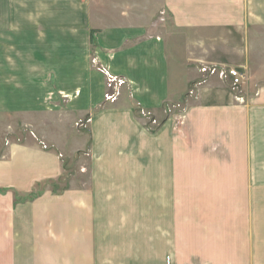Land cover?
<instances>
[{
	"label": "crops",
	"instance_id": "1",
	"mask_svg": "<svg viewBox=\"0 0 264 264\" xmlns=\"http://www.w3.org/2000/svg\"><path fill=\"white\" fill-rule=\"evenodd\" d=\"M94 28L105 59L112 50L122 61L118 72L163 75L146 87L152 103L219 66L244 69L248 81L218 96L222 82L205 84L176 131L174 118L143 129L130 102L104 107L76 151L90 155L86 180L60 192L39 190L63 175L60 153L10 141L0 264H264V0H0V42L69 35L87 59Z\"/></svg>",
	"mask_w": 264,
	"mask_h": 264
},
{
	"label": "rangeland",
	"instance_id": "2",
	"mask_svg": "<svg viewBox=\"0 0 264 264\" xmlns=\"http://www.w3.org/2000/svg\"><path fill=\"white\" fill-rule=\"evenodd\" d=\"M98 32L99 29L94 28V39L89 48L91 55L87 59L82 58L83 50L77 44L68 41L69 35L58 42L53 33H46L44 37L35 32L15 33L9 41L0 42V157L10 141H36L45 148L58 151L62 160L61 178L43 182L39 190L48 187L60 192L72 181L86 180L90 155L88 150L78 154L76 151L89 146L87 132L92 117L104 107L130 102L143 129L155 132L166 119L174 118L176 131L182 126L181 117L190 100L201 98L205 84L217 86L222 82L223 87H215L214 96H218L219 91V94L224 91L228 94L232 90L230 81L222 80L218 74L202 73L193 77L198 80L197 84L189 81L182 85L185 89L165 99L162 97L159 103H152L153 91L146 87L151 88L163 75L150 73L147 69L149 72L136 74L138 81H135L134 77L118 72L113 62L121 64L122 61L112 50H105L109 59H105L103 50L100 53L102 43L96 37ZM157 34L162 32L157 30ZM76 82L79 87L87 83L88 88L70 90ZM161 87H154L158 96L165 95ZM216 100L210 97V101ZM36 195L37 192H33L17 197L22 201ZM256 237L260 239V233ZM261 254L257 251L255 257L260 260Z\"/></svg>",
	"mask_w": 264,
	"mask_h": 264
},
{
	"label": "built area",
	"instance_id": "3",
	"mask_svg": "<svg viewBox=\"0 0 264 264\" xmlns=\"http://www.w3.org/2000/svg\"><path fill=\"white\" fill-rule=\"evenodd\" d=\"M212 72L218 74L221 79L230 81L235 89L241 88L248 81V73L241 68L219 66L213 68ZM237 99L244 101L240 96H237Z\"/></svg>",
	"mask_w": 264,
	"mask_h": 264
}]
</instances>
